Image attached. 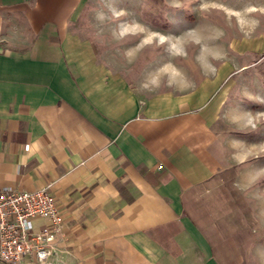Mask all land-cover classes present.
Segmentation results:
<instances>
[{
  "label": "crops",
  "instance_id": "1",
  "mask_svg": "<svg viewBox=\"0 0 264 264\" xmlns=\"http://www.w3.org/2000/svg\"><path fill=\"white\" fill-rule=\"evenodd\" d=\"M78 1L0 0V186L54 195L49 264H220L197 211L223 168L215 111L99 60Z\"/></svg>",
  "mask_w": 264,
  "mask_h": 264
},
{
  "label": "rangeland",
  "instance_id": "2",
  "mask_svg": "<svg viewBox=\"0 0 264 264\" xmlns=\"http://www.w3.org/2000/svg\"><path fill=\"white\" fill-rule=\"evenodd\" d=\"M78 2L73 28L99 60L140 88L180 86L215 111L223 168L198 215L220 264H264V0Z\"/></svg>",
  "mask_w": 264,
  "mask_h": 264
},
{
  "label": "built area",
  "instance_id": "3",
  "mask_svg": "<svg viewBox=\"0 0 264 264\" xmlns=\"http://www.w3.org/2000/svg\"><path fill=\"white\" fill-rule=\"evenodd\" d=\"M36 219L47 222L36 227ZM63 217L50 189L0 186V262L49 264L53 243L63 233Z\"/></svg>",
  "mask_w": 264,
  "mask_h": 264
},
{
  "label": "bare ground",
  "instance_id": "4",
  "mask_svg": "<svg viewBox=\"0 0 264 264\" xmlns=\"http://www.w3.org/2000/svg\"><path fill=\"white\" fill-rule=\"evenodd\" d=\"M209 1H212V0H209ZM218 1V0H217ZM216 2V1H215ZM222 3V2H221Z\"/></svg>",
  "mask_w": 264,
  "mask_h": 264
}]
</instances>
